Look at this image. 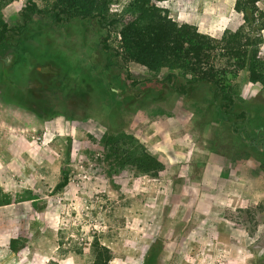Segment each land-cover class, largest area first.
<instances>
[{
	"label": "rangeland",
	"instance_id": "1",
	"mask_svg": "<svg viewBox=\"0 0 264 264\" xmlns=\"http://www.w3.org/2000/svg\"><path fill=\"white\" fill-rule=\"evenodd\" d=\"M27 1L1 7L0 22L19 25ZM237 1L157 5L221 39L243 25ZM128 3L110 17L122 19ZM120 27L35 17L0 48V264H89L95 243L111 250L110 264H264V86L229 74V114L210 84L181 96L164 81L172 70L118 56ZM108 136L143 146L163 170L117 167ZM63 171L69 184L57 190ZM13 239L25 245L18 254Z\"/></svg>",
	"mask_w": 264,
	"mask_h": 264
},
{
	"label": "trees",
	"instance_id": "2",
	"mask_svg": "<svg viewBox=\"0 0 264 264\" xmlns=\"http://www.w3.org/2000/svg\"><path fill=\"white\" fill-rule=\"evenodd\" d=\"M14 0H0V8ZM28 0L21 12V23L10 26L0 22V48L13 40H20L35 17L50 18L52 24L61 26L74 20L92 21L104 30L120 28L118 56L125 62H134L157 74L163 69L172 70L164 78L181 96L199 83L213 87L214 100L220 101L229 114L235 106L233 96L226 90L225 78L229 74L245 71L252 83L264 86V57L261 52V33L264 31V11L259 0H238L236 12L242 14L243 25L236 32L227 31L221 39L201 34L196 26L179 24L169 17L168 10L157 5V0H129L124 17L112 19L111 7L121 0ZM110 35L102 41L104 52L111 51ZM174 70L181 71L186 80L178 85ZM245 118V113L238 115ZM245 120V119H244ZM238 132V129H234ZM107 160L119 168L134 167L139 173L157 176L162 164L143 146L126 142L119 136L104 139ZM69 184L68 172L63 171L62 182L56 187L62 190ZM25 245L19 239L10 242L9 249L18 254ZM89 264H110L111 250L95 243L89 249Z\"/></svg>",
	"mask_w": 264,
	"mask_h": 264
}]
</instances>
